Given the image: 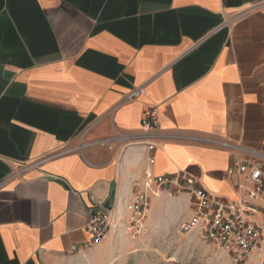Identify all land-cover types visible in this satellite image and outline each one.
Instances as JSON below:
<instances>
[{"label":"crops","instance_id":"1","mask_svg":"<svg viewBox=\"0 0 264 264\" xmlns=\"http://www.w3.org/2000/svg\"><path fill=\"white\" fill-rule=\"evenodd\" d=\"M151 107L155 148L125 146ZM206 139L264 152V0H0V264L71 254L94 203L123 235L144 171L236 199L235 153Z\"/></svg>","mask_w":264,"mask_h":264},{"label":"built area","instance_id":"2","mask_svg":"<svg viewBox=\"0 0 264 264\" xmlns=\"http://www.w3.org/2000/svg\"><path fill=\"white\" fill-rule=\"evenodd\" d=\"M143 93V87L132 89L125 100L133 101ZM140 125V133L123 134L120 138L126 141L127 147L144 144L151 151L155 145L147 139L161 136L158 134L159 121L154 107L146 109ZM206 142L216 143L235 153L228 174L236 175L235 188L239 196L232 200L215 196L198 179L182 171L169 175H153L144 171V190H137L133 194L124 231L132 239H138L143 234V222L151 203L150 195L176 197L186 194L189 196L191 215L180 224L179 232L198 234L234 264H242L264 239V227L251 220V215L258 209L257 203H264V152L228 140L206 139ZM153 162V157L149 156L148 163L152 165ZM97 204L87 209L84 231L89 236L88 241L80 246L73 245L71 253L90 249L107 240L110 210Z\"/></svg>","mask_w":264,"mask_h":264},{"label":"rangeland","instance_id":"3","mask_svg":"<svg viewBox=\"0 0 264 264\" xmlns=\"http://www.w3.org/2000/svg\"><path fill=\"white\" fill-rule=\"evenodd\" d=\"M170 198L167 196L159 209L146 214L143 234L138 239H132L124 231L116 239H107L81 253H71L42 264H234L198 234L179 232L182 222L173 224L171 221H176L180 213L171 206ZM256 220L259 221L258 217ZM242 264H264V239Z\"/></svg>","mask_w":264,"mask_h":264},{"label":"bare ground","instance_id":"4","mask_svg":"<svg viewBox=\"0 0 264 264\" xmlns=\"http://www.w3.org/2000/svg\"><path fill=\"white\" fill-rule=\"evenodd\" d=\"M87 145V144H86ZM85 148V147H84ZM150 209V208H149ZM126 234V232H124ZM127 235V234H126Z\"/></svg>","mask_w":264,"mask_h":264}]
</instances>
